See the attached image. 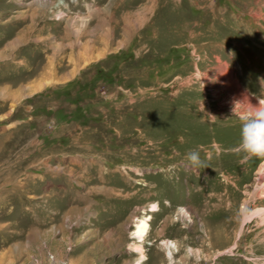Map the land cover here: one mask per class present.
Returning <instances> with one entry per match:
<instances>
[{
    "label": "rangeland",
    "instance_id": "rangeland-1",
    "mask_svg": "<svg viewBox=\"0 0 264 264\" xmlns=\"http://www.w3.org/2000/svg\"><path fill=\"white\" fill-rule=\"evenodd\" d=\"M260 99L264 0H0V264H264Z\"/></svg>",
    "mask_w": 264,
    "mask_h": 264
},
{
    "label": "clouds",
    "instance_id": "clouds-1",
    "mask_svg": "<svg viewBox=\"0 0 264 264\" xmlns=\"http://www.w3.org/2000/svg\"><path fill=\"white\" fill-rule=\"evenodd\" d=\"M241 125V142L239 149L245 153L246 158L251 156H264V99L259 100L258 106H253ZM187 159L193 166H203L197 150H192L187 154Z\"/></svg>",
    "mask_w": 264,
    "mask_h": 264
},
{
    "label": "bare ground",
    "instance_id": "bare-ground-1",
    "mask_svg": "<svg viewBox=\"0 0 264 264\" xmlns=\"http://www.w3.org/2000/svg\"><path fill=\"white\" fill-rule=\"evenodd\" d=\"M244 97H245V95H244ZM243 100H245V98H244ZM262 171H264V166H263V168H262ZM262 180H264L263 176H262ZM263 187H264V184H263ZM263 198H264V196H263ZM263 200H264V199H263ZM157 208H158V205L153 204V205L150 206L149 211H150V212H156V211H157ZM179 212H180L181 217H183V218H188V214H187V212H186L185 209H179ZM255 213H257V216H258V218L261 219L262 223H264V213H261V210H257V211H255ZM145 221H146V219H139V220L137 221L136 225H135V231H134L133 235H134L139 241H142V238L144 237V235H145V233H146V231H147V229H148V225H147V223H146ZM261 221H260V222H261ZM167 246H168L170 249H171V248H174V249H175V246H174V244H172V242L167 243ZM133 250H134V251H139V248H138V247H135ZM169 251H170V250H169ZM138 253H139V252H138ZM140 258H141V257H140Z\"/></svg>",
    "mask_w": 264,
    "mask_h": 264
}]
</instances>
